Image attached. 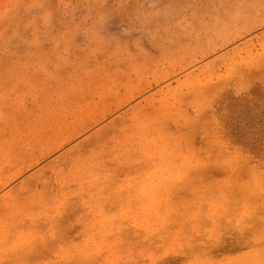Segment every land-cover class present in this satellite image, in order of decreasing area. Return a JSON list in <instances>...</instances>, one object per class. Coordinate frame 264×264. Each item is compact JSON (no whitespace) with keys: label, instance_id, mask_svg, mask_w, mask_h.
<instances>
[{"label":"rangeland","instance_id":"1","mask_svg":"<svg viewBox=\"0 0 264 264\" xmlns=\"http://www.w3.org/2000/svg\"><path fill=\"white\" fill-rule=\"evenodd\" d=\"M27 2L0 0V228L62 243L0 250V264H186L193 249L211 264H261L264 0H184L185 39L162 54L135 33L119 55L93 43L64 60L55 38L5 51V30L29 16L13 6ZM149 172L162 207L145 221L129 185Z\"/></svg>","mask_w":264,"mask_h":264},{"label":"snow or ice","instance_id":"2","mask_svg":"<svg viewBox=\"0 0 264 264\" xmlns=\"http://www.w3.org/2000/svg\"><path fill=\"white\" fill-rule=\"evenodd\" d=\"M188 5L184 0H154L150 5L153 11L148 13L141 0H120L119 3H99L98 0H30L25 4H16L14 8H23L29 16L26 18L27 27H17L11 35L9 29L4 33V48L8 50L13 44L17 49H38L47 43L50 38H55L60 47L56 49L59 60H64L72 54L75 48H89L93 43L104 47L106 44L117 43L116 55L124 47L122 38L135 33H140L136 40L139 47L142 40L147 39L159 53H163L167 45L172 42H181L185 39L183 31L184 21L182 16L185 14ZM88 9L89 12L96 10L98 19L92 27L81 26L77 23V12ZM0 19L8 21L7 12L0 14ZM264 19V17H262ZM264 27V25H262ZM115 28L118 31L113 32ZM83 37L81 40L80 37ZM111 53V48L106 49ZM261 70L264 71V60L261 61ZM243 71V69H241ZM220 144L221 155L225 164L231 162V156L224 151L225 146ZM264 181V175H262ZM264 191V183L261 185ZM141 213L137 211V215ZM145 221L151 218L150 214L143 215ZM21 236H28L30 239H22ZM147 239V237H146ZM62 243L53 237L49 240L46 236L36 237L29 230L26 235H9L5 228H0V250L7 252L9 248L14 251L31 249L36 254L44 252L56 253V245ZM198 250L193 249L189 253L191 258ZM190 258L186 261L189 264ZM18 264H54V262L42 261L39 259L21 260ZM73 264H83V262L73 261ZM110 264H123L120 260H113ZM144 264H148L147 260ZM155 264H162L157 261ZM264 264V261H261Z\"/></svg>","mask_w":264,"mask_h":264},{"label":"clouds","instance_id":"3","mask_svg":"<svg viewBox=\"0 0 264 264\" xmlns=\"http://www.w3.org/2000/svg\"><path fill=\"white\" fill-rule=\"evenodd\" d=\"M130 200L135 202L136 210L141 214L150 216L157 215L162 207L161 201L158 198V192L161 188L159 178L155 173H146L135 180L134 185H129ZM22 239H30L28 236H21ZM14 248H9L8 251H14ZM189 264H211L210 261L201 259L199 256L193 255Z\"/></svg>","mask_w":264,"mask_h":264},{"label":"bare ground","instance_id":"4","mask_svg":"<svg viewBox=\"0 0 264 264\" xmlns=\"http://www.w3.org/2000/svg\"><path fill=\"white\" fill-rule=\"evenodd\" d=\"M245 188H246V187H245ZM248 188H249V187H248ZM248 192H249V190H248ZM244 193H245V191H244ZM241 194H243V193H241ZM243 195H244V194H243ZM245 195H246V194H245ZM245 197H247V196H245ZM213 208H215V207H213ZM215 209H216V208H215ZM215 209H214V210H215ZM214 210H213V211H214ZM215 211H216V210H215ZM229 212H230V210H229ZM226 215H228V214H226ZM198 217H199V216H198ZM198 220H199V219H198ZM196 221H197V220H196ZM201 224H202V222H201ZM201 224H200V225H201ZM200 225H199V227H200ZM263 226H264V225H263ZM197 228H198V227H197ZM198 229H199V228H198ZM184 230H185V229H184ZM199 230H200V229H199ZM120 233H121V232H120ZM261 234H264V232L261 233ZM120 236H121V234H120ZM242 239H243V238H242ZM263 240H264V239H263ZM243 241H244V240H243ZM245 242H246V241H245ZM245 242H244V243H245ZM229 243H230V242H229ZM233 243H234V242H233ZM262 243H263V242H262ZM222 244H223V243H222ZM225 244H226V242H225ZM235 244H237V243H235ZM238 244H239V243H238ZM260 245H261V244H260ZM263 245H264V244H263ZM219 246H221V245H219ZM222 246H224V245H222ZM231 246L233 247L234 245L231 244ZM231 246H230V247H231ZM234 247H235V246H234ZM227 248H229V247H227ZM236 248H237V247H236ZM236 248H234V249H236ZM220 249H221V248H220ZM223 250H224V249H223ZM230 251H231V250H230ZM224 252H225V251H224Z\"/></svg>","mask_w":264,"mask_h":264}]
</instances>
